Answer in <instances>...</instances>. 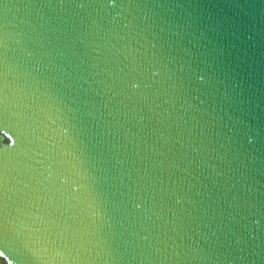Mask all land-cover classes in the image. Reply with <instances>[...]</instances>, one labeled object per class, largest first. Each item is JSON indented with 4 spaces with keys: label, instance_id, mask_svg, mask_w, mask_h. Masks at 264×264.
Segmentation results:
<instances>
[{
    "label": "water",
    "instance_id": "95a60500",
    "mask_svg": "<svg viewBox=\"0 0 264 264\" xmlns=\"http://www.w3.org/2000/svg\"><path fill=\"white\" fill-rule=\"evenodd\" d=\"M0 264H264V0H0Z\"/></svg>",
    "mask_w": 264,
    "mask_h": 264
}]
</instances>
